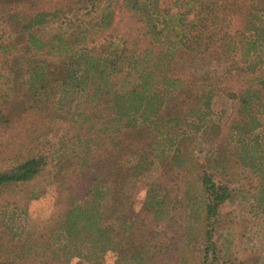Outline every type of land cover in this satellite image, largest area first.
Here are the masks:
<instances>
[{
    "label": "trees",
    "instance_id": "trees-1",
    "mask_svg": "<svg viewBox=\"0 0 264 264\" xmlns=\"http://www.w3.org/2000/svg\"><path fill=\"white\" fill-rule=\"evenodd\" d=\"M0 11L12 26L0 36V130L18 133L0 151V264H104L111 253L187 264L192 243L204 247L196 264H219L236 165L262 178L264 200V0H0ZM66 106L107 140L89 159L36 151ZM192 117L196 132L171 136ZM48 175L66 210L25 234L3 208L38 200L26 188Z\"/></svg>",
    "mask_w": 264,
    "mask_h": 264
},
{
    "label": "rangeland",
    "instance_id": "rangeland-1",
    "mask_svg": "<svg viewBox=\"0 0 264 264\" xmlns=\"http://www.w3.org/2000/svg\"><path fill=\"white\" fill-rule=\"evenodd\" d=\"M105 0H101L104 2ZM80 15L85 16L91 8V5H83ZM100 13V12H99ZM98 13V14H99ZM94 14V13H93ZM92 14V15H93ZM96 15V14H95ZM94 16V15H93ZM7 16L0 11V36H7L12 30V26L7 21ZM213 70L209 73L212 76ZM6 78L0 75V88L4 87ZM223 101L215 104V110L220 109ZM70 107H65L61 116L53 123V129L42 139L37 145V152L45 156H55L58 158L61 154L67 152L71 156H80L89 159L102 151L106 147L107 140L103 136L97 137L94 133L89 134V124L85 122V117L79 116L80 112L74 111ZM111 110L104 113L103 117L107 118ZM217 113L213 120H217ZM208 120V119H207ZM210 122V120H208ZM195 117L189 118L187 123L176 126L171 131V136L177 133H193L196 132L197 125ZM210 124V123H209ZM211 125H204L200 133L206 129L209 130ZM215 133V132H213ZM18 133L10 129L0 130V151L8 153L6 148L8 143L16 142ZM16 147V146H15ZM204 148L205 145H203ZM13 148V147H12ZM191 149V148H190ZM11 153V152H10ZM25 153V152H23ZM19 155V154H18ZM15 156V155H14ZM17 156V155H16ZM24 155H20L18 160L24 159ZM16 162L8 163L14 164ZM4 167L0 166V171ZM239 174L238 182L232 187L231 200L224 203L220 208L219 223L217 225V233L215 241L219 248V264H264V200L262 199V178L255 174L250 168L236 165L234 172ZM161 175L159 165L145 177L140 179L135 192V206L140 207L146 197L148 184ZM53 176L41 177L38 181L29 184L26 188L28 192L33 190L41 191L42 194L38 200L30 201L27 207L19 209L15 207H5L3 212L5 220H9L11 226L24 227L25 234L29 232H39L51 218H58L66 210L67 197L58 185L50 183ZM22 202V201H21ZM24 202V201H23ZM23 202L21 204H23ZM25 204V203H24ZM25 213V214H24ZM159 231L165 230V224L156 226ZM177 229V228H176ZM175 230V229H174ZM174 230H166L169 239L180 237ZM65 243L63 236L58 235L56 243ZM192 249L194 252L189 256L187 264H196L203 255L202 244L196 243ZM186 254V253H184ZM184 257V255H183ZM117 255L114 253L107 254L103 259L104 264H116ZM169 264H180L171 256L168 257ZM225 262V263H223ZM87 264L80 258H74L70 264ZM131 264V262H130Z\"/></svg>",
    "mask_w": 264,
    "mask_h": 264
}]
</instances>
